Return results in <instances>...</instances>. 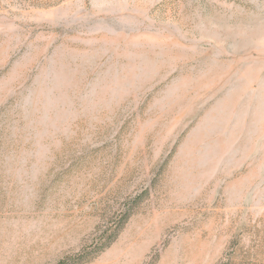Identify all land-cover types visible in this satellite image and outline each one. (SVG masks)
<instances>
[{"label": "rangeland", "instance_id": "1", "mask_svg": "<svg viewBox=\"0 0 264 264\" xmlns=\"http://www.w3.org/2000/svg\"><path fill=\"white\" fill-rule=\"evenodd\" d=\"M0 264H264V0H0Z\"/></svg>", "mask_w": 264, "mask_h": 264}]
</instances>
